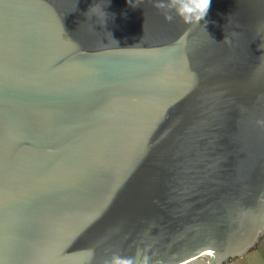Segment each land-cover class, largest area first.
Listing matches in <instances>:
<instances>
[{
    "label": "water",
    "instance_id": "1",
    "mask_svg": "<svg viewBox=\"0 0 264 264\" xmlns=\"http://www.w3.org/2000/svg\"><path fill=\"white\" fill-rule=\"evenodd\" d=\"M130 3L0 0V264H223L264 234V0Z\"/></svg>",
    "mask_w": 264,
    "mask_h": 264
},
{
    "label": "clouds",
    "instance_id": "2",
    "mask_svg": "<svg viewBox=\"0 0 264 264\" xmlns=\"http://www.w3.org/2000/svg\"><path fill=\"white\" fill-rule=\"evenodd\" d=\"M212 0H156L154 6L161 10L167 21H172L175 18H179L185 24H198L206 17ZM129 4L132 7H138V3ZM96 7L92 6L89 10ZM100 11L107 15L104 11V6L100 7ZM95 14V13H94ZM264 124V121H260ZM92 252L89 251L91 257ZM104 264H136L134 258L120 257L118 255H112L110 258L104 261ZM145 264H147V258H145Z\"/></svg>",
    "mask_w": 264,
    "mask_h": 264
},
{
    "label": "rangeland",
    "instance_id": "3",
    "mask_svg": "<svg viewBox=\"0 0 264 264\" xmlns=\"http://www.w3.org/2000/svg\"><path fill=\"white\" fill-rule=\"evenodd\" d=\"M259 243L240 256L232 257L223 264H264V234Z\"/></svg>",
    "mask_w": 264,
    "mask_h": 264
}]
</instances>
